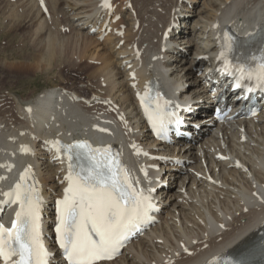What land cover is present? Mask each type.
<instances>
[{
	"label": "bare ground",
	"instance_id": "1",
	"mask_svg": "<svg viewBox=\"0 0 264 264\" xmlns=\"http://www.w3.org/2000/svg\"><path fill=\"white\" fill-rule=\"evenodd\" d=\"M15 1L9 6H17L19 0ZM21 1L29 16L34 13L31 20L36 29L32 28L33 39L12 51L14 59L31 60L48 75L63 65L82 74L91 70L86 74L90 77L86 90L91 94L87 97L80 92L84 82L72 88L57 84L33 96L11 91L0 95V177H4L0 192H5L9 180L13 182L18 169L23 173L31 166L44 199L43 232L55 254L52 264H65L53 227L55 199L67 186L61 183L67 163L50 142L92 138L95 129L106 143L129 150L137 187L146 194L154 189L152 200L162 206L157 215L160 221L145 237L137 236L120 257L100 264H216L238 251L245 258L260 255L264 251L260 236L264 231V111L252 119L222 125H212L200 112L207 109L203 95L223 85H214L221 81L212 72L222 63L218 57L225 33L249 42L240 52L259 48L250 44L249 33L264 38V0H206L199 10L190 8L197 0H128L123 9L129 11L131 28L123 36L108 31L105 40L110 47H101L91 35L93 28L99 27L101 34L109 26L101 20H108L113 10L103 7L102 0H39L43 5L38 0ZM16 9L10 16L18 24L21 13ZM60 14L72 36L66 38L60 31L64 29ZM179 21L185 27L191 24L184 30ZM93 40L95 50L89 53ZM79 50L80 58L73 54ZM84 56L90 60L81 68L78 59ZM0 60L2 89L4 77L25 78L10 71L16 63ZM91 60L98 66L91 65ZM3 69L7 73L2 74ZM152 84L170 87L179 105L192 103L186 109L191 123L182 128V139H187L182 145L175 143V137L173 144L159 143L147 130L138 95ZM75 111L89 125L75 127Z\"/></svg>",
	"mask_w": 264,
	"mask_h": 264
},
{
	"label": "snow or ice",
	"instance_id": "2",
	"mask_svg": "<svg viewBox=\"0 0 264 264\" xmlns=\"http://www.w3.org/2000/svg\"><path fill=\"white\" fill-rule=\"evenodd\" d=\"M103 7H111L109 0H103ZM244 46H250L249 42L238 41L234 35L225 33L218 57L222 71L233 78L235 88L248 93L264 92V39L255 52H240L239 48ZM233 54L237 57L235 61L230 59ZM141 103L153 128L162 133L171 102L148 90L141 96ZM50 143L59 145L57 151L63 150L67 157V174L61 181L67 186L56 201L54 223L56 243L65 264L111 260L129 236L149 219L153 207L150 193L154 189L146 194L143 188L135 186L130 171L121 162V154L110 145L93 147L86 140L66 145L59 141ZM2 195L0 211L9 205L18 207L10 226L0 222V262L52 264L55 254L47 248L42 228L44 200L31 166ZM230 264H246V261L241 258Z\"/></svg>",
	"mask_w": 264,
	"mask_h": 264
},
{
	"label": "rangeland",
	"instance_id": "3",
	"mask_svg": "<svg viewBox=\"0 0 264 264\" xmlns=\"http://www.w3.org/2000/svg\"><path fill=\"white\" fill-rule=\"evenodd\" d=\"M10 1H11V3H13L15 0H7V1L6 0H0V59L4 60L5 58H7L6 61L16 63L13 66L9 67L10 71H13V73L16 72L20 75H23V77H25V78L18 79V78L10 77L12 79H9V77H6V78L4 77L5 87L2 89L1 85H0V95H7L8 91H11L12 94L18 93L17 94L18 96H22V95L33 96V95H36V94L42 92L45 88L53 87V86H56L57 84H58V86L65 85L68 88H72L78 82H84V85H82V87H85L84 88L85 90L82 89V91H80V92H82L83 96L87 97V96L91 95L90 92L86 90L87 83L85 82V81H88L86 79L90 80V77L88 75L91 72V70L86 71L82 74V73L78 72L77 69L71 70L70 67H65V65H63V66L59 67L53 74L48 75L46 73H43L41 68L38 67L36 64H32L31 60L20 63V61H24L22 58L17 57V58H15L16 59L15 60L12 57V55H13L12 51L13 50H17V49L20 50L21 48L24 47L23 43L26 44V42H23V41H27L31 38L32 39L34 38L35 35L33 36V34H34L35 29H36V24H35L34 20L33 21L31 20V18L34 16V13H32L29 16L27 11L24 9V7L21 3L22 2L21 0H19V2H18L19 4H17V6H12V7L9 6L11 4ZM24 1L27 2V0H24ZM125 1L127 2L128 0H115V2H114V11L120 10L121 13L116 14L114 17L111 15L109 16L108 21H110V23L113 22L115 24V26H113V29L110 30V32L112 31L113 34L117 33V28H118L117 26H120V24L124 25L125 27L127 26L126 29L131 28V26H129V24H128V23H130V21L128 20L130 18L129 11L127 12L123 9V7H124L123 4L126 3ZM205 2H206V0H197L196 2L192 3L190 8L193 9V7L195 6L194 9L197 10V8H198V10H199L202 7V5H204ZM14 3H16V1ZM3 7H4V9H3ZM9 8H10V10H9ZM15 9H16V12L18 11L19 14L21 13V15L19 16L20 21H18V24H16L17 22L14 20V19H16V17L15 18L13 17V20L11 17L13 12L15 11ZM4 12H6L7 14ZM60 16L61 17L59 18L60 19L59 23H61V21H62V23L60 25H61V29L64 28L63 29L64 32L62 30H60V31L63 33V35H65L66 38L70 35L72 36L73 31L70 30V27H67V26L64 27L66 25V23L64 24V22H63V21H65L64 17L61 14H60ZM116 16H120V18L115 19ZM121 16H122V18H121ZM3 17H4V19H3ZM17 20H18V18H17ZM181 21L183 22V20H181ZM181 21H179L180 25H181V29H184V30L186 29V27H188V25L191 24L190 22H188V23H186L187 26L185 27V24H183ZM105 22L107 23V18L103 17L101 20V23H105ZM14 23L18 28L15 25L14 26L16 29L12 26ZM20 24L21 25L23 24V25L21 26ZM33 24H34V26H33ZM138 25L139 24H136V27H138ZM11 27L14 28L13 32L11 30L10 34H8V32H9L8 30H10ZM32 28H34V31ZM113 30H114V32L116 30V32L114 33ZM3 31L4 32L7 31L5 35H3ZM107 34H105L104 37H101L102 35L99 33V30H93L91 32L93 39H95V37H97L99 39V40L97 39V41H99L101 43V45H100L101 47H102V44H107V46L112 45L111 43H109L105 40ZM109 34L107 35V37L109 36ZM126 34L127 33H125V31H124V32H119L118 35L123 36ZM93 41H94V43L91 45L90 50L88 51L89 53H91V51L95 50V40H93ZM123 42H124V40H122L120 42V45H118V47L121 46L122 45L121 43H123ZM27 45H25V46H27ZM30 46L31 45L29 44L27 46V48H29L31 51L33 48H31ZM81 46L82 45H80L79 46L80 48L79 47L78 48L82 50L83 48ZM183 46H185L184 49L187 50L186 43L185 44L183 43ZM108 47H110V46H108ZM78 48H77V50H78ZM118 49L119 48H117V50ZM81 50H79L80 52L74 51L73 54L76 55V57L80 58L82 55ZM37 53L40 54V51H38ZM75 53H77V54H75ZM79 53H81V54H79ZM70 55L72 56V52L70 53ZM84 58L86 60L85 59L80 60L77 58L80 61L79 65H80V63H82L81 68H85L87 62H89L88 60H90V59L87 60V58L85 56H84ZM25 59H27V58H25ZM28 59H30V58H28ZM93 60L95 61V59H93ZM93 60L90 61L91 65H93L94 67H97L98 64L95 63ZM173 62L175 64L176 61L173 60ZM37 63H40V65H42L41 62L38 60H37ZM172 66H171V68H172ZM173 68L178 69V67L175 68L174 66H173ZM6 71H8V69H3L2 74H4V72H6ZM0 74H1V72H0ZM86 74H88V75L86 76ZM9 81H11L10 82L11 84L9 83ZM12 82H14V83H12ZM16 82H18V83H16ZM75 118H76V120L74 123H77V124H75L77 127L79 125H82L83 123H87L85 117H83L81 114H79L78 111H75ZM87 125H88V123H87ZM1 143H3V140L0 141V144Z\"/></svg>",
	"mask_w": 264,
	"mask_h": 264
}]
</instances>
